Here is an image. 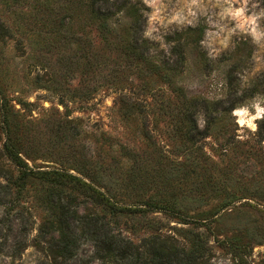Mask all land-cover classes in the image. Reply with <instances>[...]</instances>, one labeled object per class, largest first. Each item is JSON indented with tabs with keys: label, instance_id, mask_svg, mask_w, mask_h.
<instances>
[{
	"label": "rangeland",
	"instance_id": "obj_1",
	"mask_svg": "<svg viewBox=\"0 0 264 264\" xmlns=\"http://www.w3.org/2000/svg\"><path fill=\"white\" fill-rule=\"evenodd\" d=\"M89 1L0 0V264H62L45 228L68 195L134 243L156 232L153 218L181 242L182 230L203 233L209 264H264V111L248 123L264 109V0H130L140 38L129 7L96 13ZM191 124L202 132L193 141ZM8 146L34 171L86 181L132 169L131 189L113 191L120 205L173 194L192 219L112 214L42 178L18 189ZM170 164L184 185L171 187ZM80 243L68 264L91 258Z\"/></svg>",
	"mask_w": 264,
	"mask_h": 264
},
{
	"label": "trees",
	"instance_id": "obj_2",
	"mask_svg": "<svg viewBox=\"0 0 264 264\" xmlns=\"http://www.w3.org/2000/svg\"><path fill=\"white\" fill-rule=\"evenodd\" d=\"M50 0H43L48 3ZM129 7L132 14L130 30L136 37L140 38L142 30V16L140 8L136 4H131L130 0H90L89 9L92 12H113ZM2 25H0V30ZM137 39V38H136ZM177 51H180L179 48ZM224 102H219L218 106L228 110L232 107H225ZM264 128V120L258 123V133ZM202 134L195 124L189 127V139ZM193 137V138H192ZM264 139V135L260 140ZM5 154L10 162L18 169V176L15 179L17 188L22 189L30 179L42 178L53 185H63L79 189L84 196L94 204L112 214H120L128 211L130 214H139L146 217L149 211H160L177 220L192 219L187 216L186 211L181 209L179 201H174L173 194L168 201H149L140 203L135 201L128 207L120 205L114 199L115 188L131 189L134 184V171L128 170V176L119 179L115 172H105L98 170L89 171L86 175L88 181L60 170H46L43 172L34 171L28 167L25 161L14 152L11 146L5 149ZM183 168L176 164H170L168 173L170 174V185L177 188L178 183L183 185L187 182L178 173ZM176 172V173H175ZM184 174V172H183ZM42 176V177H40ZM181 177V178H180ZM86 200H78L75 196L68 195L62 199L57 196L53 205L52 219L49 220L47 231H55L57 237L51 236L49 246L50 255L53 260H59L62 264L77 256L81 240H89L93 246L91 258L77 259V264H89L91 259L102 260L107 263L117 264H209V250L206 236L200 231L182 230L183 241L181 242L175 234L162 233L158 220L144 219V222L156 225V232L147 237H143L139 242L134 243L130 239L115 233L106 220L105 215L98 214L87 208L86 213L78 214L76 208ZM56 208V210H55ZM187 217V218H186ZM196 222V221H195Z\"/></svg>",
	"mask_w": 264,
	"mask_h": 264
},
{
	"label": "clouds",
	"instance_id": "obj_3",
	"mask_svg": "<svg viewBox=\"0 0 264 264\" xmlns=\"http://www.w3.org/2000/svg\"><path fill=\"white\" fill-rule=\"evenodd\" d=\"M262 111H264V109H257L256 114H255V117H251V118L249 119L248 123H249V126H250V127L255 128V125L252 124L251 121H252L253 119H255L256 117H259Z\"/></svg>",
	"mask_w": 264,
	"mask_h": 264
}]
</instances>
